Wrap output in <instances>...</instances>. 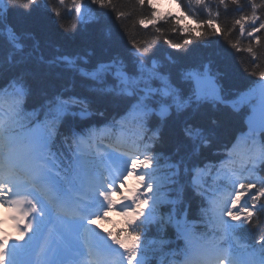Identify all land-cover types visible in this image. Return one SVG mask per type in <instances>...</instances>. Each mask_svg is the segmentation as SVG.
<instances>
[{"label": "snow or ice", "instance_id": "snow-or-ice-1", "mask_svg": "<svg viewBox=\"0 0 264 264\" xmlns=\"http://www.w3.org/2000/svg\"><path fill=\"white\" fill-rule=\"evenodd\" d=\"M228 3L235 6V12L239 14L236 27L250 22L251 31L245 28L239 32L240 38L246 37L249 41L246 47H241L240 41L232 42L230 37L227 47L249 54L255 69L260 58L258 46L264 44V18L258 15L264 11V0H225L222 9L225 14L230 10ZM215 15L216 19L208 22L210 30H215L216 37H222L228 29L219 23L221 9H217ZM193 23L197 26L191 38L184 41L189 47L195 41L208 38L204 25ZM14 31L10 27V32ZM182 34L188 35L186 27ZM15 46L22 47L20 44ZM181 47L175 46L177 50ZM212 55L207 54L209 58L199 70L187 73L189 92L184 97V104L196 101L215 104L234 114L243 113L248 134L256 132L264 139V89L255 102L247 87L226 94L223 81L216 74L219 70L213 71ZM62 59L71 63L67 57ZM247 74L257 77L251 84H264V70ZM0 81L3 82L0 83V96L11 91L19 109L20 97L28 94L22 78L5 77L0 64ZM51 107L56 110L50 117L41 121L37 116L27 130L19 119V112L7 121L0 119V216L4 217L0 219V264H83L81 258L85 256L93 258L90 264H149L146 243L152 225L156 229L154 239L159 242L156 264H167L165 253L169 251L172 239L170 229L174 226L176 235L190 241L189 223L194 225L202 221V215L193 214L190 205H185L181 191L161 196L165 182L176 183L175 177L180 174L179 162L168 159L169 172L158 179L152 173L159 167L164 157L162 153L146 150L143 156L131 157L100 145H97L100 151L85 153L80 149L82 141L78 139L84 135L83 129L73 126L80 117L69 115L66 106L56 108L55 102ZM48 119L51 123L46 122ZM192 119L207 120L209 124L217 120L216 116L207 113H197ZM203 129L204 125L199 124L194 131L200 134ZM188 135L193 134L188 132ZM161 136L162 131L157 133L158 138ZM260 167L264 169V160L260 161ZM129 173L133 179H140L134 185L135 191L126 196L120 192V187ZM240 190L244 195L236 202L227 207L213 205L211 208L208 223L213 229L212 239L209 240L207 235L202 239L205 246L210 245L219 254L223 245L216 243L217 235L238 237L244 229L259 227L264 220V180L256 179ZM117 195L119 200L114 199ZM204 209L202 204L198 212L202 213ZM112 212L124 218L123 225L117 231L105 232L98 221L107 220ZM6 222L10 223L12 235L4 228ZM256 243L259 245L258 256L244 258L221 254L223 258L215 264H264V234Z\"/></svg>", "mask_w": 264, "mask_h": 264}, {"label": "trees", "instance_id": "trees-1", "mask_svg": "<svg viewBox=\"0 0 264 264\" xmlns=\"http://www.w3.org/2000/svg\"><path fill=\"white\" fill-rule=\"evenodd\" d=\"M176 2L186 17L204 25L208 38L195 41L190 47L185 45L184 41L191 38L197 24L190 27L182 18L159 10L148 0H3L5 12L3 16L0 12V64L3 65L4 76H19L28 82L31 96L27 100L30 103L51 98L62 90L67 92L72 83L73 87L68 92L88 99L89 108L103 118L118 116L122 104L110 94L91 91L97 84L89 79L77 75L71 79L72 75L53 64L54 61L62 62L59 59L67 57L86 71L114 61L119 65H134L135 73L137 61L144 58L148 66L150 61H154L158 65L157 71H164L171 77L172 96L184 98L189 92L187 73L199 70L210 52L213 54V71L219 70L216 74L222 79L226 94L240 87L250 89L254 85L250 82L257 77L247 73L264 70V44L258 46L260 58L254 69L249 54L230 49L227 40L230 37L232 42L240 41V46L246 47L249 41L246 37L240 38L239 32L245 28L250 32L251 23L236 27L239 14L231 3L227 5L229 12L223 13L225 0ZM217 9H221L219 23L228 29L222 37H216L215 30H210L208 23L216 19ZM258 15L264 18V11ZM142 22L149 23V27L142 29ZM10 27L18 39L13 40L14 44L22 45L18 50L2 35ZM185 27L188 35L182 34ZM176 45L182 47L177 50ZM10 55L14 64L11 66L7 64ZM191 109L192 106L178 114L172 112L164 119L152 117L162 128L155 152L162 153L164 157L172 156L174 159H170L177 162L181 158L180 165L211 162L214 151L221 152L233 142L244 120L243 113L234 114L215 104L196 105L193 115ZM197 113L214 115L217 120L209 124L207 120L192 119ZM199 124H203L204 129L200 134L193 132L197 140L192 141L183 127L194 131ZM204 140L205 146L202 145ZM255 145L263 147L264 140H258ZM262 171L264 173V169ZM183 198L193 214L206 219L204 211L198 212L201 199L188 186H185ZM260 227L264 234V220H261Z\"/></svg>", "mask_w": 264, "mask_h": 264}, {"label": "rangeland", "instance_id": "rangeland-1", "mask_svg": "<svg viewBox=\"0 0 264 264\" xmlns=\"http://www.w3.org/2000/svg\"><path fill=\"white\" fill-rule=\"evenodd\" d=\"M162 5H163V7H165V8H169V7H171L172 6V4L168 1V0H162ZM131 180H134L133 178H132V175L129 177ZM196 183V182H195Z\"/></svg>", "mask_w": 264, "mask_h": 264}]
</instances>
